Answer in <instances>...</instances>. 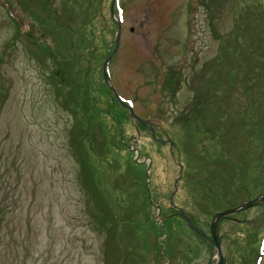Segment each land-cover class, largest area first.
Listing matches in <instances>:
<instances>
[{
	"label": "rangeland",
	"instance_id": "374dc122",
	"mask_svg": "<svg viewBox=\"0 0 264 264\" xmlns=\"http://www.w3.org/2000/svg\"><path fill=\"white\" fill-rule=\"evenodd\" d=\"M208 2L116 0L117 16L111 0H0V264L215 261L212 245L187 235L201 229L207 237L214 213L264 194V0ZM102 13L120 28L106 68L117 96L136 117L158 122L173 138L175 162L167 143L161 155L150 153L151 161L138 158L137 150L135 157L134 146L128 147L131 153L114 154L119 168L127 158L144 166L140 180L146 194L158 199L145 210L149 216L135 212L139 199L124 207L137 189H123L121 181L115 192L114 183L103 184L108 176L102 172L92 173L101 190L90 213L78 182L80 166L70 152L72 140L82 142L77 125L69 133L72 110L77 112L83 96L76 88L84 69L95 73L84 59L91 60L97 40L89 35H107ZM231 29L236 38H221ZM41 38L49 44L39 43ZM40 44L50 57L34 56ZM167 76H178V86ZM70 82L74 88L63 97ZM91 82L103 106L108 96H102L96 76ZM180 115L189 129L177 122ZM143 131L133 129V139ZM127 168L132 177L134 169ZM118 176L116 183L126 177ZM175 179L174 205L191 218L185 229L177 217L168 224L158 215ZM242 211L247 210L218 225L222 264H264V215L251 220L247 213L246 229L235 222ZM176 214L185 219L181 210Z\"/></svg>",
	"mask_w": 264,
	"mask_h": 264
},
{
	"label": "trees",
	"instance_id": "16d2710c",
	"mask_svg": "<svg viewBox=\"0 0 264 264\" xmlns=\"http://www.w3.org/2000/svg\"><path fill=\"white\" fill-rule=\"evenodd\" d=\"M216 2L217 0H213V5H215ZM204 4L207 6V3H204ZM65 5L67 6V4ZM112 8L115 14L118 16L119 11L117 9V5L113 4ZM99 20L102 23V25H104L102 26V29H103L102 34H107V35L105 37L104 36L100 37L99 31H96L95 33L91 32L89 35L90 39L93 38L94 40L96 38L97 40L95 41L96 43L95 45L92 44L90 46L89 54L91 56V60H89L87 57H84V59H85V63L87 64L90 63V65H92L93 69H95V73L93 74L92 69L89 70L88 68L86 71L84 69L83 76L81 78V84L80 86H78V89L76 88V91L78 90L80 94L82 93L83 99L79 97L80 104L76 103L79 106L78 108H76L77 112L72 110L71 116L73 119V123L69 129L70 135L73 136L75 134L73 132V128H74L73 126L77 125L80 128L81 137L79 138V136H76V139L82 141L84 146L82 145V142L75 141L76 143H74L72 140L73 146L72 144L71 146H69L71 149L70 152L71 154H73V156L76 159V162L80 166V172L79 170L77 171V177L81 175L80 180H78V182H79L81 189L83 190V194L86 195L84 198V203H85V206L88 208V210L90 208V205L91 207H93L94 201L97 202V200L100 199L99 191L101 190L100 187H96L97 185H95L94 183L92 173L102 172L104 175L108 176L107 177L108 179L106 180L108 182L102 181L103 184H113L114 183L115 192H118V191L120 192V189H121L120 182L121 181H122V187L125 185L123 189H125L126 186L128 187L129 185L137 189V192H135L132 198L128 196L126 197L127 203L125 204L124 207H127V206L130 207L133 203L137 202V200L139 199V202H137L134 205L135 212L142 211L143 213L141 212L140 214H147L149 216L148 211L145 212V210L148 208L149 205L150 206L152 205L151 202H156L158 199H157V196L154 197V195H151L150 191H149V194H146V189L143 183L144 181L140 180L141 176H143L145 179L144 169H143L144 166L142 164H137L132 159L127 158L128 161L124 163V167L119 168L116 166V157L114 154L120 149L129 151L128 147L134 146L133 149H136L139 153L138 158L143 156V158L147 157L151 161L152 156L150 155V153L161 155L162 153V151L160 150L161 144L167 143L168 145L171 144V152L169 153V150H168V154L170 155L169 157H171V159H173V161L175 162L176 158L173 157V147H174L173 138H170L171 135H169L168 132L163 130L158 122H154L150 119H142L138 117H132L134 121L132 120L133 122H131V119H130L131 114L128 108V106H131V104L128 103L127 101H123L119 96L115 97L112 91L110 90V88L105 83L103 79V74H102V63H103L104 58L107 57L112 50V47L114 44V39H112V34L114 33L116 23L113 21L110 15L108 17V15H104V13H102L99 16ZM12 25L13 27H16L17 25L16 21L12 20ZM29 33H27L26 35H30ZM229 34H230V38L232 37L236 38L235 36L236 32L234 29L230 31L229 33L226 32L225 34H223V37L221 38H224L228 36ZM30 37L28 40H30ZM106 37L107 39H105ZM40 41L41 42L39 43H43L46 45L49 44V42L46 43L43 40V38H41ZM97 47L99 48V50H102V52L100 51L97 52ZM41 48H43V50H41ZM36 54L45 55V56L50 57L52 53L46 48V46L40 44V50L39 52H35L34 56H36ZM85 56H86V53H85ZM95 60L97 61L96 66H94L93 64ZM93 76H96V79L99 81L98 87L100 89L102 96H103V93L108 96V99L103 106L100 104L101 98L97 97V95L96 96L93 95L92 82H91ZM178 78L179 77L177 76V80ZM166 80L169 83L174 82L175 83L174 86H178L175 76H173V78L167 76ZM55 85L57 87V84ZM73 86L74 84L72 82H70L69 85L67 84L65 90L62 92V96L65 97L64 92L68 91L69 89L72 91V89L74 88ZM67 100H68V97H67ZM101 118L103 119V121H100ZM82 120H85V123ZM174 121H176V119H174ZM177 122L188 124L186 125V127H184V129L190 128L189 122H184L183 117L181 115L177 118ZM127 127H129L128 131H127ZM130 128H132V130H130ZM133 129H138V130L146 129L147 132L143 131L142 134L139 135V137L134 140L133 139V136H134ZM90 134L92 135V138L94 141L90 139ZM146 137H148L149 140H147L148 141L147 143L144 142L143 145L147 149V146L149 144V149L147 152L146 151L141 152V150H143L144 147L140 148V142H142V139H146ZM99 138H101L100 141L97 140ZM143 153H145V155ZM111 156L113 159L111 158ZM143 162H144L143 164L145 165L146 161H143ZM132 165L133 167H131ZM137 165L140 167H136ZM125 168H127L128 171L130 168L134 169V174L132 175V177H130L129 175L127 176V174L124 173ZM120 170L123 171L122 174H124V176L126 177L123 180L119 178L120 180L117 181L116 183V180H117L116 177L118 175H119L118 177H120V175L122 174L116 175L115 173L119 172ZM115 186H117V188ZM167 186H168V181H167ZM103 187L107 188V186L105 185H103ZM139 189L141 191L140 195L138 193ZM88 191L90 194H88ZM124 192L127 194L126 191ZM170 193H171V185L169 186L168 191L166 193L167 200L164 203H161L159 205L158 215L160 214L162 218H165L166 223L168 224H171L168 221V219L177 217V219H179L180 221V227L182 229H185L186 227L184 226L186 224V220L179 214H176L177 210L183 211V209L178 206L176 207L174 205V202L172 206L170 205L169 197H168ZM99 203L101 204V202ZM245 210L247 211H242L241 213L240 212L237 213L240 215L239 217H237V219H235V222H239L241 225H243L247 229L246 223L249 222L246 219L247 213L251 212L252 214L251 220L254 218H257L258 213H261L264 215V199L258 200L253 205L245 208ZM89 211L91 213V210ZM184 214L190 219V223H191L190 216L186 213ZM230 214L231 213L223 216L217 221L216 233H218V225L221 224L220 222L222 221L224 222L226 221V219L230 220L232 217H236L235 216L236 214H231V215ZM130 216L132 217L133 215H130ZM198 230L200 233L204 234L203 230L201 229H198ZM208 231L206 230L207 233ZM245 232H247V230ZM191 234L192 235H187V236L193 238L194 235H197L199 237L198 238L199 241H202L203 239V243L204 244L206 243V240L199 233L196 234L195 232H192ZM207 247L209 248L208 244H207Z\"/></svg>",
	"mask_w": 264,
	"mask_h": 264
},
{
	"label": "water",
	"instance_id": "95a60500",
	"mask_svg": "<svg viewBox=\"0 0 264 264\" xmlns=\"http://www.w3.org/2000/svg\"><path fill=\"white\" fill-rule=\"evenodd\" d=\"M111 4H112V1H111ZM118 40H119V23L116 22V30H115L113 48H112L110 54L107 57L104 58L103 63H102L103 79H104L105 83L108 85V87L110 88V90L112 91V93L114 95H116V92H115L112 84L110 83V79H109V77H108V75L106 73V64H107L108 60L110 59V57L113 55V53H114V51H115V49L117 47ZM129 110L132 113L131 108H129ZM132 115L136 117V115H134L133 113H132ZM169 148H171V144H170ZM134 154H135V157H136L137 156V151H134ZM135 159L137 160V158H135ZM148 169H149V165H146L145 171L147 172ZM176 183H177V179H175L174 182H173V190L171 191L170 196H169L170 203H172V198H173L174 192L176 191V189H175L176 188ZM262 199H264V194H260V195H258L256 198H254L252 200L243 201L239 205H237V206H235L233 208L226 209V210H223V211H220V212H216V213H214L211 216V221H210V225H209V228H210V241L212 242V245H213V247L215 249V261L212 264H222V256H221V253H220V250H219V244L217 242V236H216V223H217V220L219 218H222L223 216L229 214V213H233V212L238 211L240 209L247 208L250 205H253L254 203H256L258 200H262ZM181 215H183L186 218V220H188V218L182 212H181Z\"/></svg>",
	"mask_w": 264,
	"mask_h": 264
},
{
	"label": "flooded vegetation",
	"instance_id": "af4514ba",
	"mask_svg": "<svg viewBox=\"0 0 264 264\" xmlns=\"http://www.w3.org/2000/svg\"><path fill=\"white\" fill-rule=\"evenodd\" d=\"M203 233H201L200 235L201 236H203V238L206 240V243L208 244V245H212V243H211V241H210V234H206L207 235V237H205L204 235H202ZM211 243V244H210Z\"/></svg>",
	"mask_w": 264,
	"mask_h": 264
},
{
	"label": "bare ground",
	"instance_id": "6f19581e",
	"mask_svg": "<svg viewBox=\"0 0 264 264\" xmlns=\"http://www.w3.org/2000/svg\"><path fill=\"white\" fill-rule=\"evenodd\" d=\"M230 215H231V214H230ZM228 216H229V215H228ZM223 219H224V218H223ZM223 219H221V220H223ZM186 222H187V221H186ZM219 222H220V221H219ZM219 222H218V223H219ZM190 230H191V228H190ZM191 231H192V230H191ZM193 232H194V231H193Z\"/></svg>",
	"mask_w": 264,
	"mask_h": 264
}]
</instances>
